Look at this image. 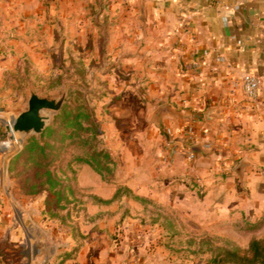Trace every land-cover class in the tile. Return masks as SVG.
Returning a JSON list of instances; mask_svg holds the SVG:
<instances>
[{
  "label": "rangeland",
  "instance_id": "1",
  "mask_svg": "<svg viewBox=\"0 0 264 264\" xmlns=\"http://www.w3.org/2000/svg\"><path fill=\"white\" fill-rule=\"evenodd\" d=\"M42 4L0 0V216L10 211L7 227H21L23 238L42 240L50 228L63 239L58 244L69 240L70 247L56 255L57 243L51 248L40 242L4 253L0 243V264H21L24 257L22 264L30 257L34 264H216L214 256L228 242L246 250L253 239H264V208L222 216L211 210L210 192L199 179L188 183L186 175L174 174L169 133L156 116L169 105L156 101L154 82L122 66L94 63L93 42L79 48L68 41L72 33L57 31L58 19L45 18ZM66 87V104L88 107L98 129L91 143L67 146L56 162L75 189L70 219L61 225L43 215L47 194H27L9 164L33 137L11 128L28 109L30 91L54 99ZM58 113H51V124ZM90 151L103 153L102 174L79 161ZM240 164L237 159L225 167L232 173Z\"/></svg>",
  "mask_w": 264,
  "mask_h": 264
},
{
  "label": "crops",
  "instance_id": "2",
  "mask_svg": "<svg viewBox=\"0 0 264 264\" xmlns=\"http://www.w3.org/2000/svg\"><path fill=\"white\" fill-rule=\"evenodd\" d=\"M42 3L44 17L58 19L57 31L72 33L68 41L73 39L79 48L93 42L94 63L122 66L154 82L156 101L175 112L163 117L172 171L189 177L188 183L199 179L210 192L211 210L226 216L264 208V0ZM248 75L263 82L254 101L243 87ZM210 110L215 111L212 122L207 119ZM196 146L203 155L194 157ZM237 159L246 164L241 181L234 174L236 168L231 173L225 167ZM11 216L10 211L0 216L4 253L40 242V247L55 248L52 243L63 240L50 228L42 240L23 238L21 227H7ZM30 225H35L33 219ZM62 246L69 250V240L58 244L54 254ZM82 255L84 251L79 260ZM26 264H34L33 257Z\"/></svg>",
  "mask_w": 264,
  "mask_h": 264
},
{
  "label": "trees",
  "instance_id": "3",
  "mask_svg": "<svg viewBox=\"0 0 264 264\" xmlns=\"http://www.w3.org/2000/svg\"><path fill=\"white\" fill-rule=\"evenodd\" d=\"M97 129L98 125L88 107L66 104L51 126L41 136L26 140L22 150L11 159L9 172L13 177L20 178L21 187L27 194H47L43 215L49 220H58L61 225H66L70 219L68 206L75 201V189L68 184L69 178L65 173L60 175L56 162L61 159L67 146L91 143ZM88 155L89 158L79 161L102 174L107 169L101 159L103 153L93 154L90 151ZM104 158H108V155ZM118 195L119 191L114 199ZM71 196L73 200H70ZM220 252L213 258L216 264H264V239H253L246 250L228 242L227 248Z\"/></svg>",
  "mask_w": 264,
  "mask_h": 264
},
{
  "label": "water",
  "instance_id": "4",
  "mask_svg": "<svg viewBox=\"0 0 264 264\" xmlns=\"http://www.w3.org/2000/svg\"><path fill=\"white\" fill-rule=\"evenodd\" d=\"M68 88L64 89L63 94L54 99L43 98L37 95L34 91H30L28 98V109L18 116L14 117L11 121L12 132L22 138L31 136H41L45 130L50 126L52 121L51 113H58L67 103ZM167 114L174 115L175 112L171 110L169 106L161 107L156 116L163 126V117ZM215 114L214 110H210L207 113V119L212 122V116ZM194 157H199L202 154L200 146H196L192 149ZM246 167L245 163L240 164L235 174L241 179L243 177V171ZM47 248H42L40 253L47 254Z\"/></svg>",
  "mask_w": 264,
  "mask_h": 264
},
{
  "label": "built area",
  "instance_id": "5",
  "mask_svg": "<svg viewBox=\"0 0 264 264\" xmlns=\"http://www.w3.org/2000/svg\"><path fill=\"white\" fill-rule=\"evenodd\" d=\"M263 86L262 80L254 75H248L244 79L243 87L248 96V98L252 101L256 100L259 90Z\"/></svg>",
  "mask_w": 264,
  "mask_h": 264
}]
</instances>
